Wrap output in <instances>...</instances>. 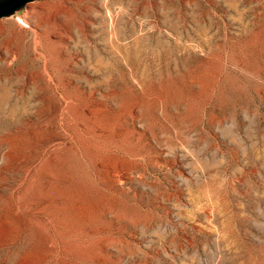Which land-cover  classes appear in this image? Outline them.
<instances>
[{
    "label": "rangeland",
    "instance_id": "rangeland-1",
    "mask_svg": "<svg viewBox=\"0 0 264 264\" xmlns=\"http://www.w3.org/2000/svg\"><path fill=\"white\" fill-rule=\"evenodd\" d=\"M0 264H264V0L1 17Z\"/></svg>",
    "mask_w": 264,
    "mask_h": 264
},
{
    "label": "water",
    "instance_id": "water-1",
    "mask_svg": "<svg viewBox=\"0 0 264 264\" xmlns=\"http://www.w3.org/2000/svg\"><path fill=\"white\" fill-rule=\"evenodd\" d=\"M33 0H0V18L9 16Z\"/></svg>",
    "mask_w": 264,
    "mask_h": 264
},
{
    "label": "bare ground",
    "instance_id": "bare-ground-1",
    "mask_svg": "<svg viewBox=\"0 0 264 264\" xmlns=\"http://www.w3.org/2000/svg\"><path fill=\"white\" fill-rule=\"evenodd\" d=\"M5 22L9 24H15L19 27H21L20 22L28 25V22L26 20V15H20V14L18 16L15 14L13 16H10L5 20Z\"/></svg>",
    "mask_w": 264,
    "mask_h": 264
}]
</instances>
